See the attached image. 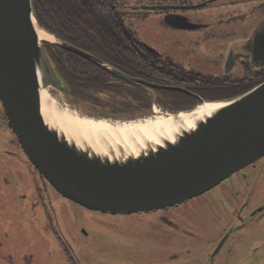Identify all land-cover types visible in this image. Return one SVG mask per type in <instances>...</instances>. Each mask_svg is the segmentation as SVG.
<instances>
[{
    "label": "water",
    "instance_id": "obj_1",
    "mask_svg": "<svg viewBox=\"0 0 264 264\" xmlns=\"http://www.w3.org/2000/svg\"><path fill=\"white\" fill-rule=\"evenodd\" d=\"M37 29L52 40L40 41ZM261 39L255 41V60H264V50L256 46ZM44 43L77 55L126 83L183 92L197 101L190 110L160 109L162 115L177 117L206 104L220 107L192 120V128L180 120L172 138H161L158 144L147 142L134 151L113 150L105 144L103 152L94 151L55 126L41 109L40 93L45 87L56 89L74 105ZM0 104L8 127L43 179L63 199L102 215H136L177 207L264 157V82L228 100L205 101L178 87L126 76L40 28L32 0H0ZM80 109L90 118L104 117L115 123L155 116L119 119Z\"/></svg>",
    "mask_w": 264,
    "mask_h": 264
},
{
    "label": "flooded vegetation",
    "instance_id": "obj_2",
    "mask_svg": "<svg viewBox=\"0 0 264 264\" xmlns=\"http://www.w3.org/2000/svg\"><path fill=\"white\" fill-rule=\"evenodd\" d=\"M92 1L107 12L111 11L112 7L117 8L120 14L116 19L125 25L127 31L132 32L130 36L135 45L134 50L154 62L160 71L167 68L169 83L173 87L184 89L206 101L217 98L220 96L218 94L222 95L224 92L228 93V96L238 94L240 86L245 87L240 94L242 95L264 82V60H255L253 57L255 41L261 37L256 46L264 50V0L255 2L254 7L259 13L255 15L253 26L244 31L242 36L237 33L234 23H231V18L234 16L215 21L213 15L196 11L202 7L215 6L214 10L218 11L219 5H215L214 2L219 0L198 2L197 0H159L157 3L149 1L146 4H140L134 0L131 3L127 0ZM240 1L246 2L240 4ZM250 3L254 2L228 0L226 6H220L216 16L222 10H227L229 13ZM142 14H154L157 17L156 22H162V25L169 30L172 37L170 50L175 55L174 58L167 57L160 53L161 51L149 47L137 33L133 21L140 18ZM222 23L225 25L222 26ZM131 51H133L132 48ZM190 52L205 56L203 63L199 66L210 68L213 71L211 76L183 67L180 63L181 56ZM194 76L197 80H190ZM202 78L204 80H201ZM258 82L256 86L246 89ZM144 88L152 97L149 92L154 89ZM164 92L178 93L181 94L180 97L184 102L197 103L193 96L186 93ZM151 100L152 112L158 104H155L153 98ZM2 115L5 116V114ZM4 123L7 126L6 129L1 128L0 125L4 132L0 141V214L11 213V204L15 202L17 188L21 187L22 192L27 196L26 202L32 203V212L36 218L46 222L49 230L57 222L55 209L60 216L63 215L62 217L66 214L64 220L67 223L75 220L76 205L63 199L43 179L27 159L16 136L7 125V119ZM255 163L249 166L254 169ZM237 176L238 182L235 180ZM229 187L236 188L233 199L225 194ZM10 192L11 202L6 204L5 199L2 198ZM190 201H195L194 206L186 207V211L189 210L191 216L181 222L183 228L180 229L185 235L186 247H189L186 264H257L256 262L264 264V169L258 170L253 175L236 173L200 198ZM177 218L180 220L182 216L178 215ZM214 225L218 227L213 228ZM69 231L72 234V242L75 244L80 235L79 230L71 224ZM56 238L66 260L73 263L69 245L58 236ZM206 241L209 242V247H204L199 254L196 253L197 244H204ZM221 241L224 243L218 249Z\"/></svg>",
    "mask_w": 264,
    "mask_h": 264
},
{
    "label": "rangeland",
    "instance_id": "obj_3",
    "mask_svg": "<svg viewBox=\"0 0 264 264\" xmlns=\"http://www.w3.org/2000/svg\"><path fill=\"white\" fill-rule=\"evenodd\" d=\"M132 1L127 0L128 3ZM134 1L146 4L149 1L157 3L159 0ZM251 1L254 3L241 6L229 13L227 10H222L218 16L216 15L220 6H226L228 0L214 2L215 5H219L218 11L214 10L216 6L202 7L196 11L213 15L215 21L234 16L231 18V23H234L237 33L242 36L244 31L253 26L255 15L257 16L259 13L254 7L255 2L262 0ZM245 2L240 1L239 3L244 4ZM238 16L241 18L238 19ZM156 18L154 14H142L140 18L133 21L136 31L149 47L161 51L160 53L167 57L174 58L175 55L170 50L172 44L170 32L162 25V22H156ZM221 25L224 26L225 23ZM204 57L198 53L190 52L181 56L180 63L186 69L192 68L191 70L195 69V72L211 76L213 71L210 68L199 66L203 63ZM51 89L53 92L50 109L53 113L47 112V118L53 124L55 123V126L58 124L63 127V131L70 137V133L72 135L73 133L68 129L69 124L80 121L83 110L80 109L81 107L78 108V106L70 104L56 89L52 87ZM155 109L159 111L161 108L155 107ZM2 114L4 113L0 107V125L1 128L6 129L7 126L4 123L6 118ZM150 115L156 116L157 114ZM1 128L0 141L4 135ZM263 163L264 157L258 162L256 161V168L252 169L251 166H247L237 173L253 175L258 170L264 169ZM235 180L238 182V176L235 177ZM235 193L236 188L229 187L225 194L228 198L233 199ZM2 199H5L6 204L11 202V192ZM14 200L15 202L11 204V213L0 214V264H173L174 262V264H186L185 261H188L187 248L189 247H186L185 235L180 229L183 228L181 222L191 216L189 210L186 211V207L194 206L195 201L189 200L188 203L186 202L187 204L183 203L177 207L157 212L122 216L102 215L75 206L77 208L75 220H70L68 223L64 220L66 214L62 217L63 215L60 216L55 209L57 222L49 230L46 222L36 218L32 212V203L31 201L30 203L26 202L27 196L24 195L21 187L17 188ZM178 215L182 216L180 220L177 218ZM71 224L79 230L80 234L75 244L72 242V234L69 231ZM56 236L69 245L73 263L64 257ZM204 247H209V242L197 244L196 253L199 254L204 250Z\"/></svg>",
    "mask_w": 264,
    "mask_h": 264
},
{
    "label": "trees",
    "instance_id": "obj_4",
    "mask_svg": "<svg viewBox=\"0 0 264 264\" xmlns=\"http://www.w3.org/2000/svg\"><path fill=\"white\" fill-rule=\"evenodd\" d=\"M32 4L39 27L56 39L100 59L127 76L172 86L167 68L160 71L154 62L134 50L132 32L116 19L120 14L116 7L107 12L92 0H32ZM43 46L70 101L89 112L100 111L119 119L146 117L152 113V98L162 110L170 112L190 110L197 104L184 102L181 94L173 92L150 90V97L144 87L121 81L77 55L48 43ZM190 80L196 81L197 77ZM257 84L259 82L246 89ZM244 89L240 86L235 95H240ZM218 95L206 101L235 97L226 92Z\"/></svg>",
    "mask_w": 264,
    "mask_h": 264
},
{
    "label": "bare ground",
    "instance_id": "obj_5",
    "mask_svg": "<svg viewBox=\"0 0 264 264\" xmlns=\"http://www.w3.org/2000/svg\"><path fill=\"white\" fill-rule=\"evenodd\" d=\"M37 35L40 41L52 40L42 30L37 29ZM52 92L51 88L41 89V109L46 116L47 112L53 113L50 109ZM219 107L218 104H206L177 117L162 115L158 110H154V114H157L154 117L143 121L136 119L122 123H115L104 117L90 118L82 114L80 121L70 123L68 129L73 133L74 136L70 134L74 140L87 143V146L94 151L103 152L105 144L113 150L122 148L134 151L144 147L147 142L158 144L161 138H172L173 134L177 132L176 125L180 120L185 122L187 128H192V120L200 118Z\"/></svg>",
    "mask_w": 264,
    "mask_h": 264
}]
</instances>
